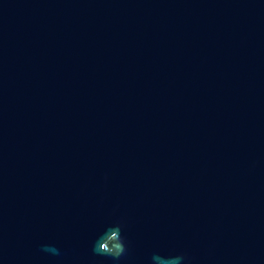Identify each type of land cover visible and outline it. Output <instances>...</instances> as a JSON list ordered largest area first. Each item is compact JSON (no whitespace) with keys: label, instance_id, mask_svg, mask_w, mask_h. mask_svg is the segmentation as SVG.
Wrapping results in <instances>:
<instances>
[{"label":"water","instance_id":"1","mask_svg":"<svg viewBox=\"0 0 264 264\" xmlns=\"http://www.w3.org/2000/svg\"><path fill=\"white\" fill-rule=\"evenodd\" d=\"M117 221L119 264H264V0H0V264Z\"/></svg>","mask_w":264,"mask_h":264},{"label":"clouds","instance_id":"2","mask_svg":"<svg viewBox=\"0 0 264 264\" xmlns=\"http://www.w3.org/2000/svg\"><path fill=\"white\" fill-rule=\"evenodd\" d=\"M45 251L52 254H58L55 246L44 245ZM129 250V242L124 234V224L117 221L107 226L93 242V251L99 255L110 256L115 264H119L121 259L125 257ZM157 256L153 254L152 260ZM167 264H187V256L184 253L163 256Z\"/></svg>","mask_w":264,"mask_h":264}]
</instances>
